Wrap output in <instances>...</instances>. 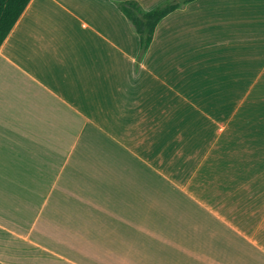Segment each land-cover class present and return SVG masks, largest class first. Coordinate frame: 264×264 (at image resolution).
Returning <instances> with one entry per match:
<instances>
[{
  "label": "crops",
  "instance_id": "obj_1",
  "mask_svg": "<svg viewBox=\"0 0 264 264\" xmlns=\"http://www.w3.org/2000/svg\"><path fill=\"white\" fill-rule=\"evenodd\" d=\"M123 1L31 0L0 47V263L264 264V0L143 54Z\"/></svg>",
  "mask_w": 264,
  "mask_h": 264
},
{
  "label": "trees",
  "instance_id": "obj_2",
  "mask_svg": "<svg viewBox=\"0 0 264 264\" xmlns=\"http://www.w3.org/2000/svg\"><path fill=\"white\" fill-rule=\"evenodd\" d=\"M31 0H0V47L9 36ZM193 0H167L146 11L135 0L119 3L120 8L133 23L141 39V54L150 45L155 28L168 14ZM1 264V263H0Z\"/></svg>",
  "mask_w": 264,
  "mask_h": 264
},
{
  "label": "rangeland",
  "instance_id": "obj_3",
  "mask_svg": "<svg viewBox=\"0 0 264 264\" xmlns=\"http://www.w3.org/2000/svg\"><path fill=\"white\" fill-rule=\"evenodd\" d=\"M163 3V2H161ZM260 82L262 81H259V80H252L251 81V95H250V102L252 103H264V92L263 93H259V85H260Z\"/></svg>",
  "mask_w": 264,
  "mask_h": 264
}]
</instances>
